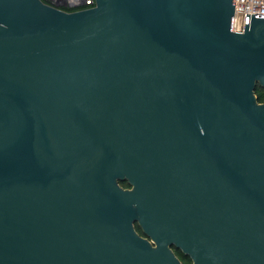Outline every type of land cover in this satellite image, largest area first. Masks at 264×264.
<instances>
[{"label": "water", "instance_id": "1", "mask_svg": "<svg viewBox=\"0 0 264 264\" xmlns=\"http://www.w3.org/2000/svg\"><path fill=\"white\" fill-rule=\"evenodd\" d=\"M235 5L0 0V264H264V16Z\"/></svg>", "mask_w": 264, "mask_h": 264}, {"label": "built area", "instance_id": "2", "mask_svg": "<svg viewBox=\"0 0 264 264\" xmlns=\"http://www.w3.org/2000/svg\"><path fill=\"white\" fill-rule=\"evenodd\" d=\"M49 5L58 6L67 12L79 11L95 6V0H42ZM249 15L264 16V0H236L235 31H244L246 18Z\"/></svg>", "mask_w": 264, "mask_h": 264}, {"label": "flooded vegetation", "instance_id": "3", "mask_svg": "<svg viewBox=\"0 0 264 264\" xmlns=\"http://www.w3.org/2000/svg\"><path fill=\"white\" fill-rule=\"evenodd\" d=\"M127 183V182H126ZM122 185V184H121ZM127 185H128V183H127ZM122 187H124V186H122ZM125 189H132L129 185L127 186V187H124ZM135 227H136V230H137V232L142 236V237H144V238H146L150 243H152L153 245H154V247H156L155 246V244H154V242H153V240L151 239V238H149L148 236H146L145 234H144V232L142 231V229L139 227V225H138V223H135ZM171 250H172V252L176 255V257H178V259L182 262V257H184L185 259H189V260H191V262H192V259L189 257V256H187V255H185L180 249H178L177 247H175V246H171ZM182 264H183V262H182Z\"/></svg>", "mask_w": 264, "mask_h": 264}, {"label": "trees", "instance_id": "4", "mask_svg": "<svg viewBox=\"0 0 264 264\" xmlns=\"http://www.w3.org/2000/svg\"><path fill=\"white\" fill-rule=\"evenodd\" d=\"M256 95L258 97L259 103H264V89L260 88L259 86L256 89ZM122 186L127 187V183H122ZM183 264H192L191 260H187L184 257L181 258Z\"/></svg>", "mask_w": 264, "mask_h": 264}]
</instances>
